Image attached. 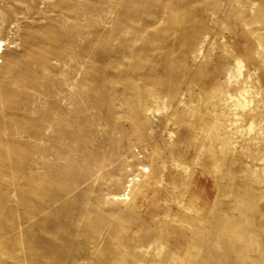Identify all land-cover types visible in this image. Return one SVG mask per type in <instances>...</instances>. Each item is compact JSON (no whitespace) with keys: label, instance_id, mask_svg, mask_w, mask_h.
Returning a JSON list of instances; mask_svg holds the SVG:
<instances>
[{"label":"rangeland","instance_id":"1","mask_svg":"<svg viewBox=\"0 0 264 264\" xmlns=\"http://www.w3.org/2000/svg\"><path fill=\"white\" fill-rule=\"evenodd\" d=\"M0 42V264H264V0H0ZM237 194L261 246L226 260Z\"/></svg>","mask_w":264,"mask_h":264},{"label":"bare ground","instance_id":"2","mask_svg":"<svg viewBox=\"0 0 264 264\" xmlns=\"http://www.w3.org/2000/svg\"><path fill=\"white\" fill-rule=\"evenodd\" d=\"M153 2V1H152ZM168 2V1H167ZM178 2V1H177ZM153 4V3H151ZM156 4V3H155ZM154 4V6H155ZM160 4V3H159ZM182 4V3H181ZM151 7V6H150ZM178 7V6H177ZM159 8V7H158ZM170 16L172 17H179V13L178 11L175 10V7L171 5V10H170ZM236 18V17H235ZM179 19V18H178ZM183 20V19H181ZM152 40V42H154L155 40L154 39H150ZM157 41V40H156ZM263 48V47H262ZM5 53V49H4V45H3V42H0V59L2 58V56L4 55ZM44 55V54H43ZM11 58V61L12 63L14 64V67L11 69V70H8L5 66H3L1 64V61H0V72H2V78L5 79V80H8V78L10 79L12 76L15 77L14 75H16L17 73V65L19 64V61H18V58L15 54H12L10 56ZM37 58V57H36ZM141 58V57H140ZM35 59V58H34ZM144 60V59H142ZM138 62V61H137ZM263 63V62H262ZM140 64L142 66V62H141V59H140V62L139 63H136V66H135V69H139L138 67H140ZM240 65V63H238ZM242 64V62H241ZM20 65V64H19ZM239 65H238V68H239ZM243 65V64H242ZM17 67V68H16ZM241 67V66H240ZM142 70V69H140ZM239 70V69H238ZM16 72V73H14ZM250 75V74H249ZM248 75V76H249ZM252 75V74H251ZM248 79H246V89H243L240 91L239 94H234L235 96H232L231 98L235 97L236 99L240 96L241 97H244L245 93H246V97H247V94H248V80L250 79V77H248ZM12 77V78H13ZM155 77V76H154ZM153 77L152 78H149V86L150 84H153L155 85L154 88H163L162 86L166 85L164 82H162L161 80L159 79H155ZM255 77V76H254ZM256 78V77H255ZM15 79V78H13ZM28 79L22 76H16V81L17 83H19L20 85H25L27 83ZM173 81V80H172ZM171 81V82H172ZM148 83V82H147ZM231 83V82H229ZM171 84V83H170ZM173 84L175 85V81L173 82ZM152 85V87H153ZM172 85V84H171ZM170 85V86H171ZM254 85V83H253ZM175 87H177L175 85ZM228 88V87H227ZM235 88V87H234ZM252 89V88H251ZM206 90V89H205ZM232 90V89H231ZM222 91V90H221ZM251 91V90H250ZM250 93V92H249ZM257 93V92H256ZM233 95V94H232ZM254 95V94H253ZM230 97V96H229ZM249 97V96H248ZM233 98V99H235ZM240 98H238L236 101H235V104L234 106H237V107H245L243 101L240 100ZM251 98V97H250ZM229 99V98H228ZM10 101H11V97L9 95V93L7 91H1L0 92V103L3 105V107H5L4 109L5 110H11L10 109ZM251 101L252 103L254 102V100H249ZM264 101V100H263ZM262 101L263 105H264V102ZM229 102V100H228ZM230 103V102H229ZM224 105V104H223ZM227 105V104H226ZM263 105H260V102H258L255 106H251L246 98V123L248 124V126H250V129L253 130L254 129V126H255V123L257 121H259V128L258 130H255L256 131V135L253 134L254 136L253 137H249L250 136V133H249V136L247 141H246V157H248L249 160H251L252 162L254 163H258V162H262L264 163V110H263ZM236 108V107H234ZM233 110V108H232ZM235 112V110H234ZM236 113V112H235ZM226 115V114H225ZM236 115V114H235ZM242 115V113L240 114ZM247 127V126H246ZM220 131V130H219ZM244 131V130H243ZM247 131V130H246ZM250 132V131H249ZM222 133V132H221ZM254 133V132H252ZM225 135V134H224ZM226 137V136H225ZM232 138V137H231ZM0 139H1V136H0ZM233 139V138H232ZM228 141V139H226ZM232 143V142H231ZM0 148H3V143L0 141ZM237 145V144H236ZM253 165V164H252ZM146 168V166H145ZM149 168V167H148ZM145 170V169H144ZM147 172L150 171L149 169L146 170ZM231 174V173H230ZM133 181V180H131ZM130 182V181H129ZM50 183H48L49 185ZM160 185V184H159ZM45 187L46 184H45ZM128 187H131V183ZM44 188V186H43ZM47 189V188H46ZM46 191H44L45 193ZM44 193L43 191H41V189H36V190H31L30 194L33 195L34 197V200L36 199H42V201L44 202V197L46 198L47 196H44ZM127 193L124 194L121 199H125V197H127ZM238 195V194H237ZM240 196V195H238ZM48 199V198H47ZM127 199H129V196L127 197ZM41 201V200H39ZM238 204H240V217H237L239 218V220H231V221H228L226 223H224V225H219L218 229L216 230V233L219 235V239L221 240L220 243H221V250L223 249L224 251V258L226 260H228V255L229 253H231L232 251V248H235V251H239L241 248L243 247H247V246H252V247H255L259 245V247L261 246V238L260 239H257V238H254L256 237L255 235L253 237L250 236L249 233H251L253 231L254 228V223H255V214L257 212V207H256V204H255V201L254 199H252L251 197H249V194H247V196H240L238 198ZM30 200H28V205L30 204ZM37 203V204H36ZM36 203H33L35 204L33 207L35 209H38L36 208L39 204L38 202L36 201ZM42 203V202H41ZM44 203H47V200L46 202ZM32 207V208H33ZM33 208V209H34ZM34 209V210H35ZM36 211V210H35ZM238 216V215H237ZM263 228L260 230H258L259 232L262 231ZM213 232V231H212ZM215 232V230H214ZM256 232V231H255ZM254 232V234H255ZM262 233H264V231H262ZM261 233V234H262ZM259 234V233H258ZM253 235V234H252ZM259 238V237H258ZM263 244V242H262ZM241 245V246H240ZM240 246V247H239ZM263 246V245H262ZM251 248V247H250ZM262 248V247H261Z\"/></svg>","mask_w":264,"mask_h":264}]
</instances>
